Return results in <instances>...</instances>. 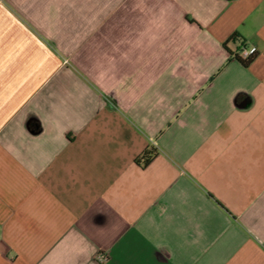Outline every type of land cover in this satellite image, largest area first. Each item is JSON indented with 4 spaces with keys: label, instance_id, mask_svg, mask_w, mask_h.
Listing matches in <instances>:
<instances>
[{
    "label": "crops",
    "instance_id": "obj_1",
    "mask_svg": "<svg viewBox=\"0 0 264 264\" xmlns=\"http://www.w3.org/2000/svg\"><path fill=\"white\" fill-rule=\"evenodd\" d=\"M0 264H264V0H0Z\"/></svg>",
    "mask_w": 264,
    "mask_h": 264
},
{
    "label": "built area",
    "instance_id": "obj_2",
    "mask_svg": "<svg viewBox=\"0 0 264 264\" xmlns=\"http://www.w3.org/2000/svg\"><path fill=\"white\" fill-rule=\"evenodd\" d=\"M257 53V49L255 47L252 48H242V50L239 52L238 56L243 60H248L255 56ZM109 256L107 254H98L97 260L101 263H105L108 261Z\"/></svg>",
    "mask_w": 264,
    "mask_h": 264
},
{
    "label": "trees",
    "instance_id": "obj_3",
    "mask_svg": "<svg viewBox=\"0 0 264 264\" xmlns=\"http://www.w3.org/2000/svg\"><path fill=\"white\" fill-rule=\"evenodd\" d=\"M236 57V59L243 65V66H245V67H248L250 64H251V62H252V59L250 58V59H248V60H243V59H241L239 56H238V54L235 56ZM32 124V123H31Z\"/></svg>",
    "mask_w": 264,
    "mask_h": 264
}]
</instances>
